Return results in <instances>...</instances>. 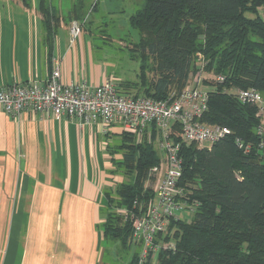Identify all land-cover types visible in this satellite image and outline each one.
<instances>
[{"label": "trees", "instance_id": "16d2710c", "mask_svg": "<svg viewBox=\"0 0 264 264\" xmlns=\"http://www.w3.org/2000/svg\"><path fill=\"white\" fill-rule=\"evenodd\" d=\"M25 7L32 0H21ZM86 0H78L61 17L50 0H37L42 28L52 56L55 34L65 19L84 20ZM97 5L93 6V10ZM140 36L136 44L144 59L152 60L150 72L142 67L139 81L122 82L120 92L156 101L176 98L190 76L201 69L225 77L209 93L203 122L227 127L231 135L211 148L183 145L181 184L190 202L198 207L190 222H173L176 251L161 253L158 264H264V158L259 150L257 109L244 105L232 93L255 89L264 96V0H143L129 18ZM156 130L142 142L124 132L114 146L122 158L114 160L115 173L124 181L107 192L105 221L99 226L104 240L131 249L134 201L152 194L146 190L150 171L160 163L153 142ZM252 144L249 154L236 140ZM125 209L129 217L117 212ZM135 251L130 264H135Z\"/></svg>", "mask_w": 264, "mask_h": 264}, {"label": "crops", "instance_id": "0c3cea01", "mask_svg": "<svg viewBox=\"0 0 264 264\" xmlns=\"http://www.w3.org/2000/svg\"><path fill=\"white\" fill-rule=\"evenodd\" d=\"M41 21L37 0H0L1 85L45 83L58 62L63 83L111 78L93 63L86 34L71 43L64 23L50 56ZM123 133L0 107V264H100L106 194L124 181L114 166Z\"/></svg>", "mask_w": 264, "mask_h": 264}, {"label": "built area", "instance_id": "2783aa9c", "mask_svg": "<svg viewBox=\"0 0 264 264\" xmlns=\"http://www.w3.org/2000/svg\"><path fill=\"white\" fill-rule=\"evenodd\" d=\"M70 31L71 43H74L82 33V25L73 22ZM200 77V73L191 75L178 97L156 101L121 93L114 78L106 79L98 86L87 82L63 83L58 62L45 83L0 84V107L14 118L32 112L57 119L67 117L81 126L101 123L109 129L118 124L139 143L156 130L161 159L151 169L146 184V190L150 189L152 195L143 201H134L136 213L130 214V220L133 223L131 244L137 251L135 264H158L161 253L176 251L175 229H171V225L183 221L178 212L190 210L195 213L198 207L197 202H190L186 188L181 184L183 145L211 148L231 135L227 127L203 122L210 90L200 87ZM214 77L216 83L225 81L222 75ZM232 93L242 104L257 109V134L261 138L258 145L264 158V97L252 88L235 89ZM236 144L245 154L253 148L252 144H245L240 139ZM117 212L129 217L125 209Z\"/></svg>", "mask_w": 264, "mask_h": 264}, {"label": "rangeland", "instance_id": "374dc122", "mask_svg": "<svg viewBox=\"0 0 264 264\" xmlns=\"http://www.w3.org/2000/svg\"><path fill=\"white\" fill-rule=\"evenodd\" d=\"M77 1L50 0V3L61 17H65ZM86 3L87 16L84 20H73L69 23L65 19L62 24L69 28L73 22L82 25V32L86 34V40L91 45L93 63L101 67L107 76L115 78L116 81L118 79V84L139 81L143 66L148 69V79H154V74L149 70L153 66L152 60L144 59L136 50L140 36L129 24V18L142 8L143 0H86ZM94 5L97 7L93 10ZM201 59L199 57L197 60L200 70L192 76L200 73V87L211 91L216 85L215 77L201 69ZM135 94L136 90L129 93ZM149 141L153 142L156 151L161 154L159 140L150 138ZM193 214L190 210L178 212L181 219L187 222L192 220ZM101 247L100 264H130L135 253L134 248L129 250L112 240H101Z\"/></svg>", "mask_w": 264, "mask_h": 264}]
</instances>
